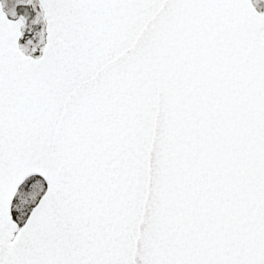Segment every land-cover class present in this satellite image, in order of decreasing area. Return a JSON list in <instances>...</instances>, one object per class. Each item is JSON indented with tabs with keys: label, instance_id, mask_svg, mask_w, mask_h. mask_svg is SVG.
I'll return each mask as SVG.
<instances>
[{
	"label": "snow or ice",
	"instance_id": "1",
	"mask_svg": "<svg viewBox=\"0 0 264 264\" xmlns=\"http://www.w3.org/2000/svg\"><path fill=\"white\" fill-rule=\"evenodd\" d=\"M0 264H264V0H0Z\"/></svg>",
	"mask_w": 264,
	"mask_h": 264
}]
</instances>
